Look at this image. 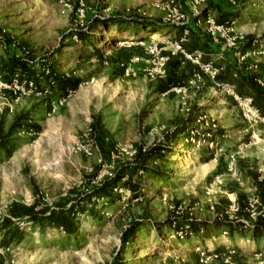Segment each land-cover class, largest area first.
Listing matches in <instances>:
<instances>
[{"label":"rangeland","instance_id":"rangeland-1","mask_svg":"<svg viewBox=\"0 0 264 264\" xmlns=\"http://www.w3.org/2000/svg\"><path fill=\"white\" fill-rule=\"evenodd\" d=\"M226 1L239 8L226 18L242 37L234 46L207 34L206 2L194 15L188 0H178L172 13L145 0H0V130L8 131L25 112L39 125L12 135L17 139L8 141L10 154L0 151L4 264H264V235L252 236L245 217L261 209L256 187L264 180V115L253 100L259 116L244 110L243 100L251 97L215 77L217 65L229 64L234 72L264 78V0ZM218 14L210 12L215 20ZM109 17L125 24L99 22ZM136 19L155 25L129 29ZM185 43L199 50L188 53ZM178 52L203 75L195 72L185 84L157 92L168 54ZM12 57L25 60L34 78L18 72L8 81L1 62ZM51 73L81 82L63 95L43 76ZM95 118L104 131L102 143L92 127ZM182 120L185 127L178 130ZM158 143L165 147L151 166L165 175L138 169L136 197L118 188L113 203L93 198V211L79 214L77 235L9 214L12 202L54 206L69 189L87 190L117 164L131 161L136 145ZM225 218L240 221L243 229L235 226L231 233ZM6 219L22 239L4 243L11 228ZM187 219L201 226L186 236Z\"/></svg>","mask_w":264,"mask_h":264},{"label":"trees","instance_id":"trees-1","mask_svg":"<svg viewBox=\"0 0 264 264\" xmlns=\"http://www.w3.org/2000/svg\"><path fill=\"white\" fill-rule=\"evenodd\" d=\"M229 18V17H226ZM220 16L216 21L223 23L225 21L230 22L229 19ZM99 22L105 27L109 24L119 28L125 24L124 20L116 17H109L105 19H99ZM129 29L137 31L139 28H150L154 27V23L146 19H136L129 22ZM80 40L87 41V37L78 32L76 34ZM205 44V43H204ZM205 44L201 48H205ZM184 48L188 53H192L195 48L190 46L188 43L184 44ZM168 62L166 64L167 74L166 77L161 79L157 92H166L175 85H182L193 77L195 72H199L203 75L199 65L194 64L190 59H187L183 53L178 52L177 54L169 53ZM111 58V57H110ZM1 65L7 72V80L9 81L12 77L20 72L22 75H26L27 78H34V73L28 66L27 62L21 58H8L6 61H2ZM220 71L216 74L217 81L229 82L234 85V89L237 94L244 96L248 95L252 98L255 107L264 115V86L261 84V78L259 74L243 73L239 70L233 71L231 65H217ZM222 67V68H221ZM45 79L53 86H56L60 92L65 95L68 91H74L78 88L81 78L77 76H53V74L43 75ZM195 110V109H194ZM29 114L21 113L16 116L14 123L9 126L8 131L3 132L0 130V151H6L7 154L11 153V147L8 146V141L15 140L17 138L12 137L18 130L28 132L29 130H38L39 125L28 116ZM92 127L97 133V137L104 141L102 136L104 131L102 130L99 121L95 120L92 123ZM185 127V121L182 120L178 126V130H183ZM109 143L112 142L111 136L107 137ZM164 145L158 143L156 145H150L144 147L142 145H136L135 153L131 161L117 164L111 175L102 178L98 184L90 186L87 190H81L77 188H71L67 192V197L62 198L55 203L54 206H43L37 209L36 203L31 205H25L19 202H12L9 207V214L15 218H26L32 224L41 226H52L62 230L68 236L77 235L81 227V221L79 214L87 211L91 213L94 209L95 202L93 198L104 199L110 203L114 202V197L117 193L118 188L129 189L134 196H137L136 182L133 179V175L138 169H142L145 172H150L155 177L162 178L165 172H161L157 167L151 166V158L160 157V152L163 151ZM258 199L260 202L259 206H264V180L257 184ZM243 194L239 193L238 197H242ZM70 204L68 205V203ZM245 217H249L245 214ZM250 219V218H248ZM5 226L11 228L8 231L9 237L4 239V243L8 244L13 240L22 239L23 232L18 226H13L11 219H6ZM144 221H147L144 220ZM189 231L186 230V236L189 232H197L201 223L196 220L187 219ZM224 225L232 233L235 226L239 229H243V223L237 220L224 219ZM182 226V225H181ZM180 226V227H181ZM202 226L207 227L208 221H205ZM183 228V227H182ZM249 230L251 235L258 238L264 235V216L258 215L255 220H250ZM7 234V235H8ZM220 252V251H219ZM0 264H4L3 258L0 256Z\"/></svg>","mask_w":264,"mask_h":264},{"label":"built area","instance_id":"built-area-1","mask_svg":"<svg viewBox=\"0 0 264 264\" xmlns=\"http://www.w3.org/2000/svg\"><path fill=\"white\" fill-rule=\"evenodd\" d=\"M177 1L178 0H166L165 2H162L160 4H157V7L160 8L163 11H166L168 13H172L176 10L177 8ZM189 5L192 9V13L194 15H199V7L206 2V0H188ZM232 4H235L237 0H228ZM252 4H257L258 2L262 0H248ZM183 17V16H182ZM204 23L206 25V32L210 36L216 38H222L226 41L227 45L229 46H234L237 42H239L242 37H239L235 34L232 33V27L230 22L225 21L223 23H218L212 16H206ZM177 24H183V22L177 23ZM187 33V30H185V34ZM181 50V46L177 44V50ZM187 57L191 58L190 55L187 54ZM195 62H198V58L195 59ZM49 70H47V73ZM212 76L214 77L216 74V70L211 72ZM262 85L264 83L261 82ZM28 89H31L33 86V82L29 81L28 82ZM225 88L229 94H234L233 88L227 84H225ZM243 109L249 112L252 116L258 117L259 114L257 113V110L253 108L252 106V99L251 98H246L243 100ZM258 215L264 216V206L261 207L260 212H251L249 214L250 220H255ZM178 235L180 237H183L182 231L178 232Z\"/></svg>","mask_w":264,"mask_h":264},{"label":"crops","instance_id":"crops-1","mask_svg":"<svg viewBox=\"0 0 264 264\" xmlns=\"http://www.w3.org/2000/svg\"><path fill=\"white\" fill-rule=\"evenodd\" d=\"M152 1L154 0H145V4L146 6L150 7V6H155L157 7V4H160L162 2H165L166 0H162L161 2L158 3H152ZM246 1V0H243ZM248 1V0H247ZM204 7H208L207 8V15L208 16H212L210 15V12H213V14L215 15L216 11H219L218 16H216V20L219 19L220 16H224V18L226 17H230V15L234 12L236 13L237 11L239 12V8H232V7H228L227 1L226 0H208L206 3H204ZM160 9V8H159ZM214 18V17H213ZM215 19V18H214ZM207 37H202V41H206ZM216 48L219 49L218 46H216L215 43L211 44V51L213 50V52H216ZM223 48V45H222ZM201 49V48H200ZM199 49H196L195 51H197ZM200 55L203 57V59L207 58L206 56L208 55L205 49H202ZM217 55V57H222L220 54V50L215 54ZM222 68V67H221Z\"/></svg>","mask_w":264,"mask_h":264},{"label":"bare ground","instance_id":"bare-ground-1","mask_svg":"<svg viewBox=\"0 0 264 264\" xmlns=\"http://www.w3.org/2000/svg\"><path fill=\"white\" fill-rule=\"evenodd\" d=\"M166 244H169V242H166Z\"/></svg>","mask_w":264,"mask_h":264}]
</instances>
